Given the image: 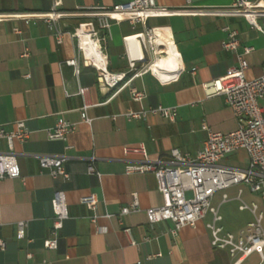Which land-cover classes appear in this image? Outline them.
Masks as SVG:
<instances>
[{"label":"crops","instance_id":"crops-1","mask_svg":"<svg viewBox=\"0 0 264 264\" xmlns=\"http://www.w3.org/2000/svg\"><path fill=\"white\" fill-rule=\"evenodd\" d=\"M122 1L125 0H0V126L12 129L16 121L23 120L28 129L25 142L13 141L21 176L0 180V239L5 242L0 248V264L234 261L226 249L211 246L209 212L176 234L171 233V221L148 223L146 209L161 205L163 197L152 172L126 171V165L139 163L140 157L125 155L123 146L143 143L150 158L167 161L171 148L194 156L203 147L209 130L226 133L235 129V118L225 97L206 96L211 91L209 82L237 64L236 53L222 46L227 34L224 27L237 31L241 45L253 47L244 70L246 79L263 73L264 36L241 16L191 11L229 7L231 0H155L165 14L148 18L145 26L167 33L170 45L164 35L169 47L166 51L171 54L156 60L151 68L153 74L132 77L129 73L111 86L103 82L95 66L104 68L105 62L110 73L128 72L130 61L147 57L137 38H124L142 32L141 22L110 20L105 29L94 16L96 7ZM247 1L264 5V0ZM52 12L60 16H36ZM83 26L86 33L93 28L92 37L95 35L100 44L101 54L96 41L91 42L93 38L89 37L87 40L97 48L100 62L83 50L88 59L85 61L77 47L76 33ZM172 52L178 53L180 63L169 70L174 63ZM75 57L78 73L65 62ZM80 87H87L83 96L78 92ZM133 87L145 92L141 100L131 98ZM260 102L264 103V98ZM84 103L89 104V124L80 117ZM158 105L174 107V121L150 112L141 118L127 115L129 111ZM59 118L73 123L75 128L64 140H49L46 130ZM6 149L1 140L0 150ZM40 154L65 156L63 166L69 178H52L47 169L39 166ZM89 163L98 175L87 173ZM240 163H246V155ZM59 190L63 191L67 217L58 232L57 248L48 249L43 247V240L52 236L50 201ZM133 192L137 194L138 208L119 215L121 207L131 202ZM90 193L98 199L96 224L103 231L91 223L92 211L80 202ZM223 194L227 196L218 192L211 198V205L218 210L225 202ZM253 194L252 202L264 209L260 196ZM247 212L250 218L246 225L252 219ZM20 220L27 221V227L24 236L18 238L15 223ZM126 227L129 233L123 231ZM224 228L237 236L247 234ZM260 263V256L251 253L238 264Z\"/></svg>","mask_w":264,"mask_h":264},{"label":"built area","instance_id":"built-area-1","mask_svg":"<svg viewBox=\"0 0 264 264\" xmlns=\"http://www.w3.org/2000/svg\"><path fill=\"white\" fill-rule=\"evenodd\" d=\"M96 11L94 16L98 17L99 25L105 29L109 28L110 20L127 19L141 22L144 26L142 32L124 38L138 36V41L147 51L146 58L130 61L128 72L110 73L107 71L105 62L104 68L95 66L100 72L103 82L113 86L124 80L129 73L132 77L145 72L152 73L151 64L156 57L164 56L165 52L155 44L154 27H146L145 22L150 17L165 14V11L156 6L155 0H125L109 7H96ZM191 11L222 16H241L264 36V5L259 2L231 0L229 7L195 8ZM115 14L120 16L117 17ZM36 16L53 19L60 14L52 12ZM23 18L27 20L28 17ZM258 19H261L262 22L259 23ZM224 30L227 34L222 46L224 49L236 53L237 64L230 67L222 77L209 82L211 91L206 96L221 94L225 97L226 104L232 110L235 118V129L226 133L209 130L203 147L194 156L181 152L178 148H171L167 161L150 158L143 143L124 145L125 155L132 154L140 157L139 163L127 164L126 171L152 172L154 174L157 189L163 197V203L146 209V217L150 225L162 220L171 221L173 224L171 233L176 234L183 226L192 225L209 212L212 219L207 224V228L210 232L212 247L226 249L234 259L232 264H238L251 253H257L261 259L260 264H264V209H260L255 202L246 203L240 199L241 191L239 190L237 198L240 203L238 207L240 210L249 211L252 214V219L247 223L249 233L245 236H237L223 227L218 208L211 205V198L215 193L223 192L239 184H244L251 193L258 194L264 203V103L260 102L264 98V67L263 73L259 77L246 79L244 70L248 67L247 57L253 51V47L241 45L237 31L228 27H224ZM92 32L93 28L90 31L91 37ZM80 33L81 31L76 33L77 47L86 61L80 45ZM92 38L95 40L94 37ZM96 43L101 54V46L97 41ZM65 62L73 65L75 72L78 73V57ZM86 90L87 87H80L78 92L83 96ZM130 94L133 100H141L145 96L143 90L134 87L131 88ZM88 106V103L83 104L80 117L82 121L89 124L91 119L86 115ZM147 112L160 115L170 121H174L176 115L174 107L161 105L141 111H129L127 115L132 118H141ZM74 128L73 123L59 118L52 128L46 130L47 138L49 140H64ZM27 137L28 129L23 120L16 121L12 129L0 126V141L3 140L7 147L4 151L0 150V180L21 176L16 153L13 150V141L17 139L20 142H25ZM239 151H243L246 155V163L243 166L228 165L222 162L226 157ZM64 159L63 155H38L39 166L47 169L52 178H69V173L63 166ZM86 171L88 174L98 175L92 163L87 165ZM226 200L227 196L223 194L222 202ZM80 202L92 211L91 223L98 231H103V228L96 224L98 218L96 195L93 193L84 195L80 198ZM50 204L53 212L52 236L43 240V247L56 249L58 232L62 227L63 220L67 217L63 191H55ZM137 208V194L133 192L131 202L121 207L119 215L128 214ZM26 227L27 221H17L15 223L16 237H23ZM123 231L129 233V228H123ZM145 240H148V237H145ZM131 244H135V242L131 240ZM4 246L5 242L0 239V248H4Z\"/></svg>","mask_w":264,"mask_h":264},{"label":"rangeland","instance_id":"rangeland-1","mask_svg":"<svg viewBox=\"0 0 264 264\" xmlns=\"http://www.w3.org/2000/svg\"><path fill=\"white\" fill-rule=\"evenodd\" d=\"M85 26L82 27L81 32H85ZM88 37H91V34L88 33ZM95 37V35H94ZM139 68V67H138ZM245 154L242 151L237 152L236 154L226 157L222 162L228 165H241ZM238 188L242 189V193L239 195V198L250 203L255 197L254 194L249 191V189L244 184H239L233 187H230L223 192L227 193V200L222 203L219 207L218 214L221 216V223L224 227L229 230L240 232L242 234L249 233V228L246 225V222L250 218V214L245 210L241 211L238 209L240 203L239 198H237ZM218 193V192H217ZM245 236V235H243Z\"/></svg>","mask_w":264,"mask_h":264},{"label":"bare ground","instance_id":"bare-ground-1","mask_svg":"<svg viewBox=\"0 0 264 264\" xmlns=\"http://www.w3.org/2000/svg\"><path fill=\"white\" fill-rule=\"evenodd\" d=\"M117 17L120 16L119 14H115ZM154 32H155V44L157 47H160L162 49L163 52H165V55L164 56H158L156 57V59L153 61V63L151 64L150 66V70L152 71V67L155 66V63H156V60L157 59H160V58H166L168 57V55H170L171 53H168L166 51V48H169L168 47V44L166 42V39L170 45V42H169V38L167 36V33L164 32L162 29H157V28H154ZM164 35H166V39L164 37ZM87 37H88V33H85V32H81L80 33V44L81 46L83 47V50L87 52V55H90V56H95L96 57V60L98 62H100V56L98 55V52H97V48L91 43V42H94V39H91L90 41L87 40ZM138 36H131L130 39H135L137 41V38ZM100 53V51H99ZM173 56H174V63H172L171 65H169V70H172L173 68H175L179 63H180V58H179V55L178 53H175V52H172ZM86 61H88V59H86ZM97 62V63H98ZM100 67V66H99ZM101 68V67H100ZM153 73V72H152Z\"/></svg>","mask_w":264,"mask_h":264},{"label":"trees","instance_id":"trees-1","mask_svg":"<svg viewBox=\"0 0 264 264\" xmlns=\"http://www.w3.org/2000/svg\"><path fill=\"white\" fill-rule=\"evenodd\" d=\"M103 34V33H102Z\"/></svg>","mask_w":264,"mask_h":264}]
</instances>
